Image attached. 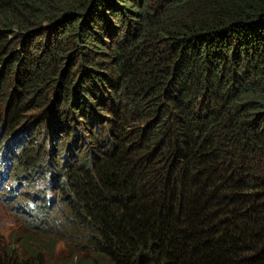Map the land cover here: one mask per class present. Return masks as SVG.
<instances>
[{
  "label": "trees",
  "instance_id": "1",
  "mask_svg": "<svg viewBox=\"0 0 264 264\" xmlns=\"http://www.w3.org/2000/svg\"><path fill=\"white\" fill-rule=\"evenodd\" d=\"M9 91L8 128L36 110L91 147L58 189L76 253L35 218L0 264H264V0H0Z\"/></svg>",
  "mask_w": 264,
  "mask_h": 264
},
{
  "label": "rangeland",
  "instance_id": "2",
  "mask_svg": "<svg viewBox=\"0 0 264 264\" xmlns=\"http://www.w3.org/2000/svg\"><path fill=\"white\" fill-rule=\"evenodd\" d=\"M110 50L105 55H110ZM86 68V67H85ZM10 91L4 93V98L0 99V172L4 174V180L0 182V238L8 240L11 233H25L29 230L27 217L22 212L26 213L28 209L40 217H51L56 223L55 231L63 235V242H59L57 248L48 255V258L54 262L62 260L65 256L69 257L70 243H76V236L70 231L61 230L60 221L67 214L65 208H62L59 196L56 193L57 184L63 181L64 164L76 166L85 158V152L88 147L86 139L79 135L82 133L77 126L70 128L69 137L64 142L62 132L63 128H51L48 122L38 121L32 119L37 115L36 110L24 111L21 121H16L7 126V117L5 123L3 122L4 115L10 111L11 99ZM8 107V108H7ZM105 108L108 110L106 115L108 119L113 117V107L107 103ZM25 115L28 117L26 122H30L31 127H24L22 123L25 120ZM82 119V118H80ZM78 119V120H80ZM102 122L99 121L97 127L93 128L92 133L95 131L106 132L110 127L109 125L102 127ZM35 123V124H34ZM14 126L12 129L11 127ZM38 126V128H37ZM103 128V130L101 129ZM35 129L37 130L35 138L32 139V134ZM77 134V138L76 135ZM89 135V133H87ZM33 143L43 144V159H39V152L29 150V159L34 162L32 170L19 168L18 163L25 157V152L22 153V148H29ZM37 152V154H36ZM6 154L7 165L3 162V156ZM51 171V176L45 175ZM51 186V182L54 181ZM14 185V189L19 194L18 196L7 195L5 188L7 185ZM55 192V193H54ZM55 194V195H54ZM50 200L51 208L48 209L46 202ZM33 237H36L33 235ZM51 239V238H49ZM58 238H54L56 241ZM76 253V252H70ZM80 253V252H77ZM83 255V253H80Z\"/></svg>",
  "mask_w": 264,
  "mask_h": 264
},
{
  "label": "clouds",
  "instance_id": "3",
  "mask_svg": "<svg viewBox=\"0 0 264 264\" xmlns=\"http://www.w3.org/2000/svg\"><path fill=\"white\" fill-rule=\"evenodd\" d=\"M76 138H77V136H76ZM45 152V151H44ZM17 167H19V168H22L21 167V165L18 163V166ZM51 174V171H48V173L45 175V177L46 176H51L50 175ZM44 177V178H45ZM46 179V178H45ZM63 179H64V177H63ZM55 181H57V179L56 178H54V181H52L51 182V186H53L54 185V182ZM1 182V181H0ZM63 182V181H62ZM61 182V183H62ZM61 183L60 184H57V189H56V193H57V195L59 196V199H60V192H59V188L61 187ZM7 186H10V185H7ZM6 186V187H7ZM11 187L13 188V190L15 191V194H7V195H11V196H18L19 194L16 192V190L14 189V185L13 184H11ZM6 189V188H5ZM5 192H6V190H5ZM7 193V192H6ZM60 201H61V199H60ZM51 201L50 200H48L47 202H46V204H48V209H50L51 208ZM61 204H62V208H65V206H63V203L61 202ZM23 213V215L25 216V217H27V223L29 224L30 222H31V220H33V219H35V218H42V217H40V216H38V215H34V213H32V211L30 210V209H28V211L26 212V213H24V212H22ZM43 218H45V219H50L51 217H43ZM61 222V221H60ZM31 225V224H30ZM60 226V225H59ZM61 227V226H60ZM52 228L53 227H45L44 229L45 230H52ZM53 229H55V228H53ZM61 230H63L62 229V227H61ZM64 231V230H63ZM52 232H56L55 230H52Z\"/></svg>",
  "mask_w": 264,
  "mask_h": 264
},
{
  "label": "bare ground",
  "instance_id": "4",
  "mask_svg": "<svg viewBox=\"0 0 264 264\" xmlns=\"http://www.w3.org/2000/svg\"><path fill=\"white\" fill-rule=\"evenodd\" d=\"M3 162H5V161H3ZM5 165H7V162H5ZM3 180H4V174L2 172H0V181H3Z\"/></svg>",
  "mask_w": 264,
  "mask_h": 264
}]
</instances>
